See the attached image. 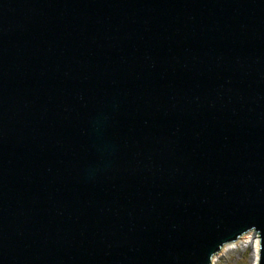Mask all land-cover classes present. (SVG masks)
Instances as JSON below:
<instances>
[{"label": "water", "instance_id": "1", "mask_svg": "<svg viewBox=\"0 0 264 264\" xmlns=\"http://www.w3.org/2000/svg\"><path fill=\"white\" fill-rule=\"evenodd\" d=\"M264 264V0H0V264Z\"/></svg>", "mask_w": 264, "mask_h": 264}, {"label": "rangeland", "instance_id": "2", "mask_svg": "<svg viewBox=\"0 0 264 264\" xmlns=\"http://www.w3.org/2000/svg\"><path fill=\"white\" fill-rule=\"evenodd\" d=\"M252 250L250 248H239L220 258L216 264H253Z\"/></svg>", "mask_w": 264, "mask_h": 264}, {"label": "bare ground", "instance_id": "3", "mask_svg": "<svg viewBox=\"0 0 264 264\" xmlns=\"http://www.w3.org/2000/svg\"><path fill=\"white\" fill-rule=\"evenodd\" d=\"M239 248H250L252 250V260H253V264H257V243L255 240V237H251L249 238L245 243H239L237 245H235L234 247H232L231 249H229L228 251H226L225 253L221 254L220 256H218L215 261L214 264H216V262L222 258L223 256L227 255L228 253L234 252L236 250H238Z\"/></svg>", "mask_w": 264, "mask_h": 264}]
</instances>
